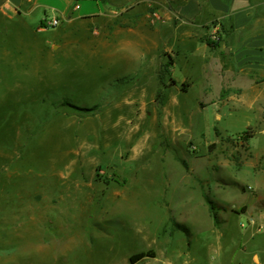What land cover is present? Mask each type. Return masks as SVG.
I'll return each mask as SVG.
<instances>
[{
  "label": "rangeland",
  "instance_id": "374dc122",
  "mask_svg": "<svg viewBox=\"0 0 264 264\" xmlns=\"http://www.w3.org/2000/svg\"><path fill=\"white\" fill-rule=\"evenodd\" d=\"M73 58L62 59L74 70L57 87L28 89L27 97L8 99L12 79L0 75V264H130L148 251L155 258L137 264H170L164 233L173 234L175 249L184 247L172 264H264V121L217 105L199 87L187 95L162 88L157 73L138 90V104L116 103L136 80H112L89 58ZM64 101L94 111H56ZM164 109L185 135L180 149L163 129ZM164 163L175 180L186 177L165 198ZM124 178L132 195L104 205L108 186ZM204 196L219 208L218 225ZM144 228L160 237L143 238Z\"/></svg>",
  "mask_w": 264,
  "mask_h": 264
},
{
  "label": "crops",
  "instance_id": "0c3cea01",
  "mask_svg": "<svg viewBox=\"0 0 264 264\" xmlns=\"http://www.w3.org/2000/svg\"><path fill=\"white\" fill-rule=\"evenodd\" d=\"M152 12L163 22L150 24ZM53 18L59 23L56 28L40 29L44 20ZM211 35L217 38L214 47L206 42ZM78 56L89 58L90 67L110 71L112 80H136L137 87L116 103L138 104V90L157 73L162 88L187 95L199 87V94L217 105L253 111L264 121V0H0V75L11 76L5 89L8 99L28 89L57 87L59 77L74 70L63 67L62 59ZM51 72V77L46 76ZM142 99L147 103L145 96ZM172 99L168 97L164 105ZM162 115L163 129L173 137L172 146L180 149L183 140L179 138L185 135L179 134L171 112L164 109ZM161 154L164 160L167 155ZM175 158L184 161L185 155ZM167 166L164 163L160 169L164 170V198L172 182H178V187L186 185L181 184L186 177L175 180ZM131 178L139 184L138 178ZM115 184L108 186L104 205L132 195L126 178ZM258 221L264 224V213ZM164 225L162 221L160 226ZM155 233L144 228L140 234L146 239L159 238ZM164 234L161 246L172 264L184 247L175 249L173 234Z\"/></svg>",
  "mask_w": 264,
  "mask_h": 264
},
{
  "label": "trees",
  "instance_id": "16d2710c",
  "mask_svg": "<svg viewBox=\"0 0 264 264\" xmlns=\"http://www.w3.org/2000/svg\"><path fill=\"white\" fill-rule=\"evenodd\" d=\"M98 1H105V0H98ZM206 42L209 46H212V47L217 45V42L212 41L210 38L207 39ZM56 111L64 112V113H68V114H75L77 112H82V113L90 112L91 113L94 111V108H91V109L79 108V107L74 106L73 104H71L67 101H64V102L59 103V107L56 108ZM249 131L250 130H247V131L242 133V137L245 138L246 140L250 139L252 137L250 135ZM183 165H184V163H183ZM204 200H205L206 205L208 206V210H209L211 218L213 219L214 224L218 225L216 212H217V210H219V208L207 196H204ZM145 258L154 259L155 258L154 252L148 251V252H144V253L135 254V255L130 257L129 262H130V264H137L138 262L142 261Z\"/></svg>",
  "mask_w": 264,
  "mask_h": 264
},
{
  "label": "built area",
  "instance_id": "2783aa9c",
  "mask_svg": "<svg viewBox=\"0 0 264 264\" xmlns=\"http://www.w3.org/2000/svg\"><path fill=\"white\" fill-rule=\"evenodd\" d=\"M95 1H98V0H95ZM75 8H77V6H75ZM148 19H149L150 24H155L157 22H163V20H161L160 16L156 12L150 13ZM58 25H59V23H58V20L57 19H55V18H53V19H46V20H44L41 23L40 29H42V30L54 29ZM210 39L212 41H217V38L215 37V35H211L210 36ZM249 222L251 224L254 223V221L251 220V219L249 220ZM261 230H262V226H259L258 229H257V231L260 232Z\"/></svg>",
  "mask_w": 264,
  "mask_h": 264
}]
</instances>
